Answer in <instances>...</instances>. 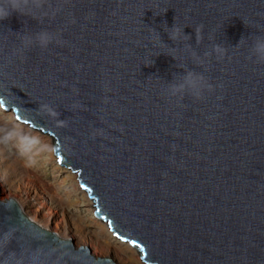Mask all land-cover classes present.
<instances>
[{
	"label": "water",
	"instance_id": "95a60500",
	"mask_svg": "<svg viewBox=\"0 0 264 264\" xmlns=\"http://www.w3.org/2000/svg\"><path fill=\"white\" fill-rule=\"evenodd\" d=\"M0 107L143 264H264V0H0ZM0 264L118 262L0 187Z\"/></svg>",
	"mask_w": 264,
	"mask_h": 264
},
{
	"label": "rangeland",
	"instance_id": "374dc122",
	"mask_svg": "<svg viewBox=\"0 0 264 264\" xmlns=\"http://www.w3.org/2000/svg\"><path fill=\"white\" fill-rule=\"evenodd\" d=\"M0 187L3 200L15 195H23L25 200L29 193V201L24 204L31 219L50 231L56 222H62L58 229L65 239L71 235L76 247L87 246L101 257L111 251L118 264H143L139 252L117 239L97 218L78 176L57 162L52 138L20 123L1 107Z\"/></svg>",
	"mask_w": 264,
	"mask_h": 264
},
{
	"label": "bare ground",
	"instance_id": "6f19581e",
	"mask_svg": "<svg viewBox=\"0 0 264 264\" xmlns=\"http://www.w3.org/2000/svg\"><path fill=\"white\" fill-rule=\"evenodd\" d=\"M58 162V161H57ZM76 174V173H75ZM77 175V174H76ZM79 181V180H78ZM19 191V190H18ZM16 196V195H15ZM13 197V199L15 198V199H18L19 201H20V203L23 205V207L25 208V202H28L29 201V193L28 194H26L25 195V200H23V195H19V196H16V197ZM69 205H73L74 206V204L73 203H69ZM37 224V223H36ZM59 224H62V222H56L55 224H54V228L52 229L54 232H56L59 236H61L63 239H65V237H64V235H63V233L61 232V229L59 230L58 229V226H59ZM69 225V224H68ZM42 228H45V226L43 227L42 226ZM65 228H67V226L65 227ZM109 228V227H108ZM45 229H47V227L45 228ZM49 229V228H48ZM56 230V231H55ZM62 230H63V228H62ZM52 231V232H53ZM67 236V235H66ZM69 236H71V235H69ZM68 236V239H72L73 237H69ZM130 245V244H129ZM131 246V245H130ZM107 257H111L112 259H114V258H116V254H112V252L110 251L109 253H108V256ZM124 264H134V263H132V262H127V263H124Z\"/></svg>",
	"mask_w": 264,
	"mask_h": 264
}]
</instances>
